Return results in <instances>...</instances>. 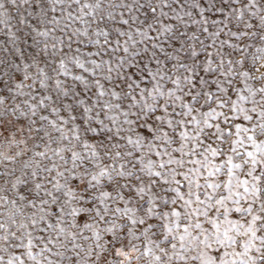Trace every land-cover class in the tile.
Listing matches in <instances>:
<instances>
[{
    "label": "snow or ice",
    "instance_id": "6c2138e0",
    "mask_svg": "<svg viewBox=\"0 0 264 264\" xmlns=\"http://www.w3.org/2000/svg\"><path fill=\"white\" fill-rule=\"evenodd\" d=\"M0 264H264V0H0Z\"/></svg>",
    "mask_w": 264,
    "mask_h": 264
}]
</instances>
